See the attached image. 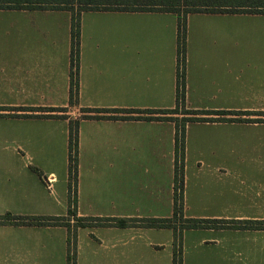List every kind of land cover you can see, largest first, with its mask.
<instances>
[{
    "label": "crops",
    "instance_id": "1",
    "mask_svg": "<svg viewBox=\"0 0 264 264\" xmlns=\"http://www.w3.org/2000/svg\"><path fill=\"white\" fill-rule=\"evenodd\" d=\"M71 27L67 11L0 9V218L171 217L177 124L122 118L176 108L177 14L82 13L76 106ZM184 75L186 109L262 121L187 125L183 215L218 223L183 231V264H264V230L245 224L264 222V14H188ZM48 108L67 112L28 111ZM72 120L80 124L71 205ZM131 183L149 194L130 203ZM174 238L171 229L79 228L76 264H173ZM68 241L64 224H0V264H67Z\"/></svg>",
    "mask_w": 264,
    "mask_h": 264
},
{
    "label": "trees",
    "instance_id": "2",
    "mask_svg": "<svg viewBox=\"0 0 264 264\" xmlns=\"http://www.w3.org/2000/svg\"><path fill=\"white\" fill-rule=\"evenodd\" d=\"M0 9L11 10H60L71 13V85L70 106H76L79 102V66H80V39H81V15L89 11H115V12H153L173 13L179 18V73L177 106L174 110H129L127 114L163 115L161 118L125 117L124 120H168L176 122V174H175V212L172 218L162 219H116V218H78L76 224L71 225L65 219L53 218H17L6 216L0 218V224H14L20 226H51L66 225L69 229L67 264H76L77 258V231L79 228L88 227H117V228H154L171 229L174 231V255L173 264H183L182 259V234L184 230L205 229L209 225L218 223L210 220L185 219L183 215L184 200V158H185V133L186 127L194 122H246L260 123L262 120H246L241 118H227L228 115L249 116L238 112H212L194 111L185 107V36L186 17L192 13H235V14H264V0H0ZM31 112H61L67 109H31ZM85 113H117L116 110H91L83 109ZM176 116H185L182 120ZM221 116L213 119L204 116ZM31 117H57V116H23ZM68 119L67 116H59ZM97 116H87L84 119H100ZM103 119V118H102ZM111 119H117L115 117ZM79 120L70 121L69 134V200L74 204L77 194L78 179V149H79ZM69 214H73L70 211ZM75 215V214H73ZM77 217V215H75ZM177 224H182L181 228ZM249 228L263 229L264 222H246Z\"/></svg>",
    "mask_w": 264,
    "mask_h": 264
},
{
    "label": "rangeland",
    "instance_id": "3",
    "mask_svg": "<svg viewBox=\"0 0 264 264\" xmlns=\"http://www.w3.org/2000/svg\"><path fill=\"white\" fill-rule=\"evenodd\" d=\"M184 117L185 116H183V115L178 116L179 120H181V122H179L180 124H182V120H183ZM133 171H134L133 173H130L131 176H132V174L135 175L136 172H137L136 170H133ZM127 190H128L129 197L131 199L130 203L133 202L132 199L135 198V197H139L141 199V198L145 197L147 194H149V191L144 190L138 183H131L127 187L126 191ZM183 194H184V192H183ZM172 217H173V215L171 217H169V218H172ZM163 218L167 219V217H163ZM66 220H67V222H69V221L70 222H74V224L79 222L78 218L75 215H73V214L67 215ZM181 225L182 224H177V227L181 228Z\"/></svg>",
    "mask_w": 264,
    "mask_h": 264
},
{
    "label": "built area",
    "instance_id": "4",
    "mask_svg": "<svg viewBox=\"0 0 264 264\" xmlns=\"http://www.w3.org/2000/svg\"><path fill=\"white\" fill-rule=\"evenodd\" d=\"M50 182H52V181H50Z\"/></svg>",
    "mask_w": 264,
    "mask_h": 264
}]
</instances>
